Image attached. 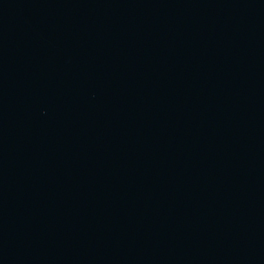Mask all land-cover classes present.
I'll return each mask as SVG.
<instances>
[{
  "label": "water",
  "instance_id": "95a60500",
  "mask_svg": "<svg viewBox=\"0 0 264 264\" xmlns=\"http://www.w3.org/2000/svg\"><path fill=\"white\" fill-rule=\"evenodd\" d=\"M0 264H264V0H0Z\"/></svg>",
  "mask_w": 264,
  "mask_h": 264
}]
</instances>
